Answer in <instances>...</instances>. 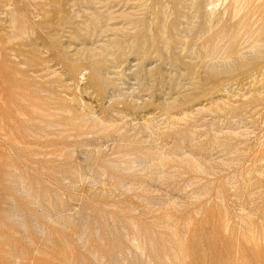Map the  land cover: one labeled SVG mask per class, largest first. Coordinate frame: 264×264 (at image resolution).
Listing matches in <instances>:
<instances>
[{
  "label": "rangeland",
  "instance_id": "374dc122",
  "mask_svg": "<svg viewBox=\"0 0 264 264\" xmlns=\"http://www.w3.org/2000/svg\"><path fill=\"white\" fill-rule=\"evenodd\" d=\"M0 264H264V0H0Z\"/></svg>",
  "mask_w": 264,
  "mask_h": 264
}]
</instances>
